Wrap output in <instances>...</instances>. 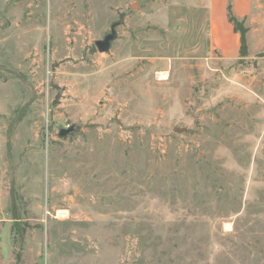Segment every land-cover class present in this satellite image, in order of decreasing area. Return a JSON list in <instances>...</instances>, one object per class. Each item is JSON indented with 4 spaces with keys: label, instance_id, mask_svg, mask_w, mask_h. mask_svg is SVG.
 I'll return each instance as SVG.
<instances>
[{
    "label": "rangeland",
    "instance_id": "obj_1",
    "mask_svg": "<svg viewBox=\"0 0 264 264\" xmlns=\"http://www.w3.org/2000/svg\"><path fill=\"white\" fill-rule=\"evenodd\" d=\"M249 2L228 59L213 0H0V264H264Z\"/></svg>",
    "mask_w": 264,
    "mask_h": 264
},
{
    "label": "crops",
    "instance_id": "obj_2",
    "mask_svg": "<svg viewBox=\"0 0 264 264\" xmlns=\"http://www.w3.org/2000/svg\"><path fill=\"white\" fill-rule=\"evenodd\" d=\"M235 2V15L242 17L248 13L250 2L249 0H234ZM229 5V0H213V16L214 28L215 22L219 25L216 26L214 31V39L217 47L225 58H235L240 53L241 39L240 35L235 31L232 24L226 22V13ZM226 12V13H225Z\"/></svg>",
    "mask_w": 264,
    "mask_h": 264
},
{
    "label": "water",
    "instance_id": "obj_3",
    "mask_svg": "<svg viewBox=\"0 0 264 264\" xmlns=\"http://www.w3.org/2000/svg\"><path fill=\"white\" fill-rule=\"evenodd\" d=\"M119 25L120 23H114L111 27V32L103 40H99L95 43L100 53H107L110 51L112 43L115 42L118 38L117 27ZM54 89H56L58 93L55 98V104H59L60 98L63 95L64 89L57 85H54ZM74 130H75L74 126L68 129H63L60 132V135L61 137H65L68 134L72 133Z\"/></svg>",
    "mask_w": 264,
    "mask_h": 264
},
{
    "label": "trees",
    "instance_id": "obj_4",
    "mask_svg": "<svg viewBox=\"0 0 264 264\" xmlns=\"http://www.w3.org/2000/svg\"><path fill=\"white\" fill-rule=\"evenodd\" d=\"M228 19H229V22H231L233 25H234V28H235V31L237 33L238 32V28H236V26H238V18H236L233 13H232V6L231 4L228 5ZM242 39H241V48H240V51L242 52Z\"/></svg>",
    "mask_w": 264,
    "mask_h": 264
},
{
    "label": "bare ground",
    "instance_id": "obj_5",
    "mask_svg": "<svg viewBox=\"0 0 264 264\" xmlns=\"http://www.w3.org/2000/svg\"><path fill=\"white\" fill-rule=\"evenodd\" d=\"M161 77H162L163 80H165L166 78H168L167 75H166L165 73L161 74ZM58 214H59L60 216H62V217H65V216H66V212H60V213H58Z\"/></svg>",
    "mask_w": 264,
    "mask_h": 264
}]
</instances>
